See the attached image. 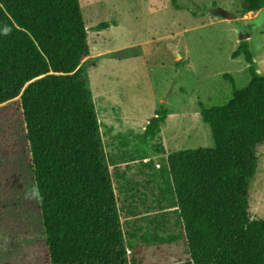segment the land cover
Wrapping results in <instances>:
<instances>
[{"label":"trees","instance_id":"obj_1","mask_svg":"<svg viewBox=\"0 0 264 264\" xmlns=\"http://www.w3.org/2000/svg\"><path fill=\"white\" fill-rule=\"evenodd\" d=\"M263 8L264 0H244V14ZM89 55L79 0H0V106L17 100L47 243L43 264H135L89 88ZM239 55L248 63L246 86L224 74L231 99L200 105L214 147L174 152L164 165L163 193L173 200L190 264H264V219L249 216L247 200L264 144V76L247 41L232 58ZM167 114L164 106L155 112L141 142L160 132Z\"/></svg>","mask_w":264,"mask_h":264},{"label":"rangeland","instance_id":"obj_2","mask_svg":"<svg viewBox=\"0 0 264 264\" xmlns=\"http://www.w3.org/2000/svg\"><path fill=\"white\" fill-rule=\"evenodd\" d=\"M88 33L85 60L104 150L119 206L129 262L190 264L173 200L163 193L167 157L212 148L200 105L231 99L249 81L237 26L213 12H233L250 28L246 40L264 76V8L244 14V0H79ZM212 10V11H211ZM106 23L107 28L95 29ZM172 94L166 99L171 86ZM17 100L0 106V264H43L47 252ZM168 112L151 140L141 136L155 112ZM249 182L252 219H264V144ZM177 240L147 245L145 237Z\"/></svg>","mask_w":264,"mask_h":264},{"label":"water","instance_id":"obj_3","mask_svg":"<svg viewBox=\"0 0 264 264\" xmlns=\"http://www.w3.org/2000/svg\"><path fill=\"white\" fill-rule=\"evenodd\" d=\"M212 11V10H211ZM214 14L216 16H220L226 20L232 21L238 28V32H239V41H246L250 36H251V30L249 27H247L244 22L237 17L236 14H234L233 12H230L228 10H225L223 8H216L215 10H213ZM173 91V85L171 86L169 93L166 97L165 100H167V98L169 97L170 94H172Z\"/></svg>","mask_w":264,"mask_h":264}]
</instances>
